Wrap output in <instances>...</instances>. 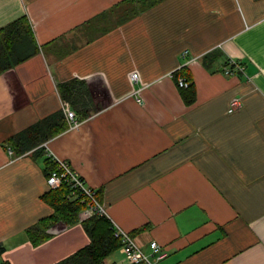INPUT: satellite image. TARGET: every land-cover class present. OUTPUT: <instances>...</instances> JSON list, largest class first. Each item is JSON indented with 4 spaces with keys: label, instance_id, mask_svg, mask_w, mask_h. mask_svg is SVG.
Returning <instances> with one entry per match:
<instances>
[{
    "label": "crops",
    "instance_id": "crops-1",
    "mask_svg": "<svg viewBox=\"0 0 264 264\" xmlns=\"http://www.w3.org/2000/svg\"><path fill=\"white\" fill-rule=\"evenodd\" d=\"M120 1L0 0V31L25 16L40 46L0 72V264H52L90 241L81 222L28 235L54 212L49 152L146 252L158 241V264H264V0H162L91 40L76 31ZM184 49L200 55L185 65L191 103L172 76ZM230 59L244 71L224 73ZM74 80L77 102L62 96ZM39 123L67 127L19 151L12 137Z\"/></svg>",
    "mask_w": 264,
    "mask_h": 264
},
{
    "label": "trees",
    "instance_id": "trees-1",
    "mask_svg": "<svg viewBox=\"0 0 264 264\" xmlns=\"http://www.w3.org/2000/svg\"><path fill=\"white\" fill-rule=\"evenodd\" d=\"M160 1L162 0H122L110 9L85 21L76 28V31H82V36H85L87 40H91L98 34L123 23ZM76 46L74 44V48ZM39 51L40 46L35 41L28 18L24 16L12 22L0 31V72L11 67L15 62L24 60ZM178 75H184L190 80L187 87H180L186 102H193L196 97V89L193 81H191V74L185 65L176 71L175 77L177 78ZM68 85H72V88L69 89ZM64 87L66 89L62 92L63 98L67 101L77 102L80 91L85 89V81L74 80L65 84ZM42 126L39 123L30 130H25L12 137L19 145V151L22 152L38 145L49 136L67 127L66 124L61 123L44 133ZM98 196L100 198L99 193ZM44 197L53 205L54 212L41 218L38 223L27 229L28 235L34 244H40L49 238V228L59 221L64 222L66 225L81 222L90 237L89 243L52 264H139L119 263L116 260H109V256L119 251L122 245L121 239L115 235V228L111 220L107 216L97 213L82 217L81 211L86 207V203L71 195V188L67 183H63L56 189H49Z\"/></svg>",
    "mask_w": 264,
    "mask_h": 264
},
{
    "label": "built area",
    "instance_id": "built-area-1",
    "mask_svg": "<svg viewBox=\"0 0 264 264\" xmlns=\"http://www.w3.org/2000/svg\"><path fill=\"white\" fill-rule=\"evenodd\" d=\"M180 55L185 58L184 65L200 58V55L191 54L189 49L182 50ZM184 65H180L178 69ZM176 71L172 72L174 78H176ZM223 71L226 74H237L244 71V65L239 61L230 59L229 63L224 66ZM131 78L133 81L138 80L139 73L137 71L132 72ZM176 79L179 86L187 87L190 84V80L184 75H178ZM241 105L242 98L233 97L230 100L228 110L234 111ZM63 108L66 112L69 125L73 127L79 125L80 120L70 103L64 101ZM9 150L10 152H13L11 147H9ZM49 161L52 168L47 172L46 182L50 189H56L63 183H67L71 188V195L86 203V207L81 211L82 217H87L93 213L105 216L108 215L105 205L98 196V191L86 183L84 178L71 166L68 160L49 152ZM112 224L115 228V235L118 236L122 242L120 250L129 262L139 264H158V262L168 254L156 240L150 241L151 251L146 252L132 232L118 227L113 222Z\"/></svg>",
    "mask_w": 264,
    "mask_h": 264
},
{
    "label": "rangeland",
    "instance_id": "rangeland-1",
    "mask_svg": "<svg viewBox=\"0 0 264 264\" xmlns=\"http://www.w3.org/2000/svg\"><path fill=\"white\" fill-rule=\"evenodd\" d=\"M62 224V221H59ZM58 223V222H57ZM64 223V222H63ZM118 253L119 251H117L116 253L112 254L111 256H109V260H116L118 257Z\"/></svg>",
    "mask_w": 264,
    "mask_h": 264
}]
</instances>
